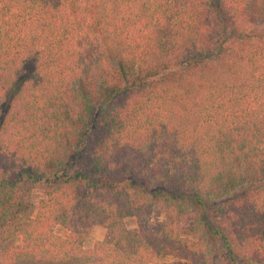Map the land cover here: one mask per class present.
<instances>
[{"label":"trees","instance_id":"16d2710c","mask_svg":"<svg viewBox=\"0 0 264 264\" xmlns=\"http://www.w3.org/2000/svg\"><path fill=\"white\" fill-rule=\"evenodd\" d=\"M142 263L264 264V0H0V264Z\"/></svg>","mask_w":264,"mask_h":264},{"label":"rangeland","instance_id":"374dc122","mask_svg":"<svg viewBox=\"0 0 264 264\" xmlns=\"http://www.w3.org/2000/svg\"><path fill=\"white\" fill-rule=\"evenodd\" d=\"M41 198H42V195L40 194V192L37 190H33L26 198L25 206L23 210L24 214L33 216L36 210V207L39 201L41 200ZM163 219H164V214L162 213V211L158 207L154 208L150 215V222L151 223L161 222L163 221ZM124 226L128 230H132V231L135 230V223L132 218L125 219ZM54 233L56 235L62 236L64 235L65 232L61 228L56 227L54 228ZM103 233L104 231L100 227H97V226L92 227L88 231L86 236L83 238L82 246L84 250L88 251L91 248L93 242L101 240ZM166 262H169V259H164L162 261V263H166ZM142 264H145V263H142Z\"/></svg>","mask_w":264,"mask_h":264}]
</instances>
